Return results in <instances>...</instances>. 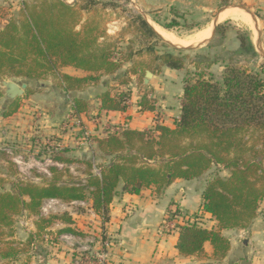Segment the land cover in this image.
Instances as JSON below:
<instances>
[{"label":"trees","instance_id":"1","mask_svg":"<svg viewBox=\"0 0 264 264\" xmlns=\"http://www.w3.org/2000/svg\"><path fill=\"white\" fill-rule=\"evenodd\" d=\"M22 6L16 17L0 27V81L38 80L54 75L59 88L69 94L98 84L104 76L117 74L134 58L132 53L123 56L118 42L100 22L84 19L83 8L78 11L75 5L63 0H36ZM133 25L148 42L161 41L142 15L134 18ZM176 25L173 22L165 28ZM223 27L216 28V35ZM239 41L237 55L258 56L248 35H241ZM143 49L149 54L156 51L153 44ZM180 55L156 56L160 64L146 70L153 74L162 67L182 70L185 64ZM219 62L205 65L209 68ZM65 67L81 70L86 76L76 78L64 74L61 70ZM117 81L123 86L128 84L125 75L117 77ZM112 91L97 97L100 110L126 112L131 95L128 92L113 96ZM34 93L26 90V96ZM139 106L144 111L156 110L154 100L147 93ZM18 108L19 100H16L4 116L14 115ZM89 108L87 99H72L74 117L87 114ZM94 141L105 162L98 164L92 159L82 162L89 170L84 181L59 182L64 172L69 173L71 165L81 162L67 157V148L45 153L65 167V170L50 168L49 182L38 184L18 179L11 184V191L0 189V260L13 261L24 254L31 257L32 245L37 246V239L49 235L46 229L57 221L73 224L69 214L41 217V208L48 200L67 204L88 202L107 221L109 207L120 190L138 195L144 188H154L159 194L176 180L201 178L214 166L229 172L226 178L213 177L203 194L202 211L216 220L217 229L182 225L177 249L185 257L201 256L204 245L210 242L216 256L223 258L230 243L222 231L248 228L264 202V64L250 71L227 63L221 82L206 80L201 73L195 80L186 79L181 115L174 128L157 124L154 129L139 131L116 126L105 130L103 137H96ZM94 169L100 171V176L94 174ZM23 214L36 219V231L20 242L14 239L15 226ZM64 233L83 237L70 226L58 234Z\"/></svg>","mask_w":264,"mask_h":264},{"label":"crops","instance_id":"2","mask_svg":"<svg viewBox=\"0 0 264 264\" xmlns=\"http://www.w3.org/2000/svg\"><path fill=\"white\" fill-rule=\"evenodd\" d=\"M11 1L0 0L3 6L8 5ZM63 1L71 5L72 1L77 2L78 0ZM241 1L248 9L257 10L261 18H264V0ZM203 3L204 0H129V5L139 11L156 33H158L156 31V27H158L171 34L175 26L172 29H166L165 26L173 22L179 25L182 19L195 20L196 17L202 16L201 10L207 11L209 8L208 6L204 7ZM234 9L237 10L232 8L223 11L220 15L221 18ZM14 11H17V6ZM114 29L116 28L112 27L108 34L115 35ZM204 29H209L210 34L202 42L209 40L212 35V28L206 27ZM202 42L185 47L195 46ZM147 71L149 70H145L144 74ZM122 72L125 70L122 69L113 76L102 77L96 86L69 94L65 93L59 86L51 87L46 83L39 84V89L36 91V86L29 83L26 90L31 89L35 93L26 96L25 91L22 98L16 99L19 100L18 111L9 117H5L4 113L16 100L12 101L7 98L4 88L0 87V150L6 148V143L19 140L22 136L27 137L37 129H40L41 131L38 133L42 134L50 131L56 132L60 124V130L62 129L63 133L61 137L70 140L71 145L73 144L72 141L75 140L81 146L82 152L88 147L98 154L100 153L95 141L90 138L87 141L85 137L91 135L93 139L101 138L104 131L111 128L110 126L127 127L139 131L154 129L157 124L174 128L181 115V101L184 94L185 76L182 70L162 67L160 71L155 74L152 73L153 77L148 85L143 82L148 88V98L155 101L156 111L141 110L139 99L142 93L138 92L136 88H131L132 97L126 112L100 110L101 102L97 97L106 90H112L113 87L119 86L116 81ZM62 73L76 78L86 76V73L73 67L63 68ZM7 80H12L18 84L15 79ZM95 88H98L97 92H93ZM115 94L116 91H112V95ZM76 97L88 100L89 111L87 114L78 117L80 125L72 122L69 129H64L62 124L72 113V99ZM93 117L95 118L93 119ZM73 133L78 134L73 135ZM69 149L70 152L67 157L71 154L76 155V152H73L75 147L70 146ZM39 158L44 164L46 160L42 157ZM72 158L75 157L72 156ZM80 159L88 161L91 158L84 154ZM102 162L105 161L101 160ZM228 175L227 170L214 166L201 178L176 180L159 194L154 188H144L138 195L124 193L120 190L109 207L106 223L102 224L98 216L88 209H86L85 215L69 213L73 224L67 225L57 221L46 229L50 239L56 240L39 242L31 257L24 254L13 261L11 259L0 260V264H76V251L79 249L84 250L92 247L94 252L100 250L98 245L93 246L88 242L89 235L98 232L99 228H105L115 240V246L109 251L107 264H264V202L260 205L258 215L248 228L222 231V235L230 243L229 251L223 258L216 256L210 242L204 245V253L201 256H182L177 249L179 231L165 236L160 234V227L164 219L170 211L175 210L186 216H194L199 226L205 229L216 230V220L210 214L202 211L203 194L208 182L213 177L226 178ZM86 178L82 177V180L84 181ZM35 220V218H31L34 228L27 231L31 232L30 234H34L36 231ZM69 226L71 229L80 231L83 237L73 240L61 239L68 233L60 235L58 233ZM28 236L29 234L18 238V233H15L14 239L25 242Z\"/></svg>","mask_w":264,"mask_h":264},{"label":"rangeland","instance_id":"3","mask_svg":"<svg viewBox=\"0 0 264 264\" xmlns=\"http://www.w3.org/2000/svg\"><path fill=\"white\" fill-rule=\"evenodd\" d=\"M35 1L36 0H12L10 3H8V5L4 6L1 5L0 2V27L4 26L5 22L10 18L16 17L14 15L22 9V5L25 2L31 4ZM70 4L72 6L75 5L78 11L82 8L83 10L84 8H87L86 11L82 10L81 12L83 18L100 22L101 27L106 29L107 33L109 30H112V27L116 28L114 29L116 34L110 36L115 38V41L118 42L120 46L119 48H121V51L124 54L123 56H127L130 53L134 54L133 60L126 62L122 68L125 70V72H122L121 75H125V77L128 79V84L123 86L119 81H116L119 86L112 88L113 91H116V94H127L129 92L132 97L131 88H136L138 92L142 93L139 99L141 100L142 96L148 93V88L143 84L145 81V70L149 69L150 67H157L160 62L156 60V56H161L166 53H172L177 56L180 55L179 53H183L180 56H182L183 62L185 64L184 69H182V73L185 76L184 81L186 79L195 80L198 77V74L201 73L205 76L206 80L221 82L227 63L232 64V66L237 68H243L250 71H256L258 70L259 66L264 64V18H261L257 10L248 9L241 0H204L203 6H208L209 8H207V11L201 10L203 18L202 16H198L195 20L182 19L179 25H176L171 31L178 41L181 40L184 42H191V36L197 31L206 27L212 28L213 32L215 24H217V27L219 25H223L224 27L220 30L218 35H216L215 30V34L209 41L196 44L195 46L191 45L190 47L193 46L195 49L181 52L163 40L159 42H148V40L142 37L137 31L136 27L133 25L134 18L140 13L137 9L129 5V0H78L77 2L72 1ZM16 6L17 11H14ZM232 8L237 9H234V11L239 13L240 16L238 18H221L220 15L223 13V11ZM238 8H244V10H240ZM216 21L218 22L216 23ZM241 35H248L251 38L258 54L257 57L239 56L236 54V52L240 49L239 38ZM189 37L191 38L189 39ZM168 41L183 47L190 45H182L171 40ZM151 44L155 46V54H149L145 51V49H143ZM215 60L220 62L212 65L209 68H206L205 64L208 62H214ZM15 81L18 82L19 85H28L30 83L32 86H36V91L39 89L38 86L41 83H46L51 87L58 86V79H56L54 75H47L38 80H26L18 78L15 79ZM96 85L97 84H94L92 86ZM0 87L2 88V83H0ZM97 91L98 88H95L93 92ZM94 118L95 117H93V119ZM67 124L71 126L72 123L68 122ZM60 126L58 129H56V132L50 131L48 133L42 134L38 133L41 130L37 129L32 131L31 135H28L27 137L22 136L19 140H12L9 143H6V148L11 149L13 155H7L3 150H0V189H4V191H11V184L16 183L18 179H24L28 177H41L42 180L38 184H42V182H49V179L46 177H48L47 173L49 172L48 170L50 169V166L42 164L43 161H41V158L39 157L47 160L48 156L45 153L53 151L51 148H53L52 146H56V144H61L63 149H67L68 147L70 148V146L75 147L73 152H76V155L71 154L69 158H72L73 156L75 158L72 159L81 161L80 163H74L71 165L69 167V173H67V171L64 173L62 172L63 174L59 178L60 183L68 181H81L82 177H87L89 170L87 166L82 163L84 161L80 159L84 156V154L86 157L90 156V158L95 163L101 164V160L103 159L101 158L100 154L88 147L82 152L80 149L81 146L76 143L77 141H72L73 144L71 145L70 140L61 137L63 136V133L62 129L60 130ZM110 127V129L113 128L112 126ZM75 134L78 133H73V135ZM89 138L94 140L93 136L91 135ZM49 141L53 142V145H49ZM69 148L68 150L70 152ZM15 158H20L19 164L13 161ZM36 163L39 164L37 165ZM64 168H62V170H65ZM85 212L86 208L81 206H68L65 210H57V213L54 214V216H62L69 213L85 215ZM19 218H17L18 223L20 221ZM18 223H16L15 226V233H18V238L27 236L30 234L27 231L34 228L31 224L19 225ZM41 226L44 227L45 224H42ZM46 240H51L50 236L46 235L45 238H40L39 240L37 239V245L39 242H46ZM32 249L33 248H31V250Z\"/></svg>","mask_w":264,"mask_h":264},{"label":"built area","instance_id":"4","mask_svg":"<svg viewBox=\"0 0 264 264\" xmlns=\"http://www.w3.org/2000/svg\"><path fill=\"white\" fill-rule=\"evenodd\" d=\"M68 122H71V123L74 122L75 124L80 125V120L78 119V117H74V115L72 113L70 114V116L67 117L65 122H63L62 128L69 129L70 126L67 124ZM106 130H108V129H106ZM85 132L87 133V131H85ZM85 139L87 141H89V135H87L85 137ZM49 145H53V142L49 141ZM52 147L53 148H51V149L54 152H59L60 150H63L61 144H56V146H52ZM3 151L7 155H11V156L13 155V152L9 148H5ZM19 160H20V158L13 159V161L17 164H19ZM36 164L38 165L39 163H36ZM40 164H41V162H40ZM44 164L46 166H50V168L51 167H57L59 169L64 168V165L55 162L50 157H48V159L46 161H44ZM48 171L49 172L47 173V176H48L47 178L50 179L52 177V175L50 173V170H48ZM94 171H95L94 172L95 175L100 176V171L98 169H95ZM25 179H29L35 183H40L42 180L41 177H36V178L28 177V178H24L21 180H25ZM68 206H81L83 208H86V209L90 210V212H92L93 214H96L98 216V218L101 220L102 224L106 223V216H104L102 214H97L92 209L90 203L85 202V201L67 204V203H63L59 200H48V201L44 202V204L41 208V217L48 218L49 216L56 214L57 210H60V209L65 210ZM31 218H34V217H29L27 214H23L19 218L20 219L19 223H18V220H17V223L19 225H27V224L32 225L33 222L31 221ZM185 224H195V225L199 226V224H198V222L194 216H186V215L182 214L181 212H179L178 210L170 211L168 213V216L164 219V221L160 227L161 228L160 234L162 236H165V235L172 234V232H178L179 227L182 225H185ZM78 237L79 236L68 234V235L61 237V239L73 240V239H76ZM88 242L90 245H93V246L98 245L100 250L94 252L92 250V247L86 248L84 250L79 249L78 251H76V253H77L76 264H107L109 251H110V249H112L115 246L114 238H112V236L107 232V230L105 228H99L98 232H95V233L89 235ZM36 247H37L36 244L32 245L33 249L31 250V254H34Z\"/></svg>","mask_w":264,"mask_h":264},{"label":"water","instance_id":"5","mask_svg":"<svg viewBox=\"0 0 264 264\" xmlns=\"http://www.w3.org/2000/svg\"><path fill=\"white\" fill-rule=\"evenodd\" d=\"M238 9L244 10V8H238ZM216 23H217V21H216ZM216 27H217V24H215V26H214L211 37H213V35L215 34ZM158 36L160 37L161 40L165 41L167 44L177 48V50L188 51V50L195 49V47H193V46L192 47L178 46V45L166 40L162 35L158 34ZM209 40H207V41H209ZM152 77H153V74L150 71H147L145 74V81H144L146 85L149 84V81ZM2 87L5 90L4 92H5V95L7 96V98L14 101L18 98H22L25 95V91H26L28 86H27V84L19 85L13 81H2Z\"/></svg>","mask_w":264,"mask_h":264},{"label":"bare ground","instance_id":"6","mask_svg":"<svg viewBox=\"0 0 264 264\" xmlns=\"http://www.w3.org/2000/svg\"><path fill=\"white\" fill-rule=\"evenodd\" d=\"M240 15L237 11H229L227 12L226 14H224L223 18H226V19H234V18H238ZM156 31H158V33H160L162 36H164L166 39L168 40H171V41H176L178 42L179 44H192V43H199V42H202L203 40L207 39L209 34H210V30L209 29H203L201 31H198L196 32L193 36H192V40L191 42H184V41H181L169 32H166L164 30H162L161 28H158L156 27Z\"/></svg>","mask_w":264,"mask_h":264}]
</instances>
